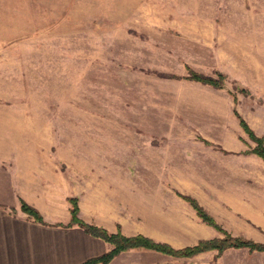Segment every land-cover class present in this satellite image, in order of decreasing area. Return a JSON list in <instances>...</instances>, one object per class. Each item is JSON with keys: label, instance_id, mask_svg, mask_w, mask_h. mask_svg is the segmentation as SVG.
I'll use <instances>...</instances> for the list:
<instances>
[{"label": "rangeland", "instance_id": "obj_1", "mask_svg": "<svg viewBox=\"0 0 264 264\" xmlns=\"http://www.w3.org/2000/svg\"><path fill=\"white\" fill-rule=\"evenodd\" d=\"M190 71L221 74V86ZM240 119L264 142V0H0V187L129 174L115 230L82 219L74 195L78 217L174 250L222 231L264 244V226L236 225L231 202L196 185L222 170L260 181ZM119 254L113 264H264L248 247Z\"/></svg>", "mask_w": 264, "mask_h": 264}, {"label": "crops", "instance_id": "obj_2", "mask_svg": "<svg viewBox=\"0 0 264 264\" xmlns=\"http://www.w3.org/2000/svg\"><path fill=\"white\" fill-rule=\"evenodd\" d=\"M219 167L226 166L220 163ZM222 171L202 172L203 182L196 185L218 193V200L231 202L236 225L264 226V174L259 182L257 174L247 176L255 184L245 187L241 172ZM55 173L47 186L37 180L30 182L26 177L22 186L12 179L11 185L0 187V264H83L111 248L109 243L86 234L76 224L65 226L70 218L68 198L77 196L82 219L113 231L123 216L119 194L121 189L128 190L129 174L123 178L98 176L95 172L86 183H81V176H74L71 181L66 179L65 172ZM182 176L186 181L181 190L191 192L187 183L191 172ZM66 183H73L74 191H66ZM20 198L41 214L43 222L35 221L20 209ZM120 255L107 264H113Z\"/></svg>", "mask_w": 264, "mask_h": 264}, {"label": "trees", "instance_id": "obj_3", "mask_svg": "<svg viewBox=\"0 0 264 264\" xmlns=\"http://www.w3.org/2000/svg\"><path fill=\"white\" fill-rule=\"evenodd\" d=\"M189 78L195 81H200L206 84H210L214 87L221 86L223 77L221 74H218L217 78H212L209 76H204L202 74L190 71ZM240 125L243 130L248 134V136L256 142V147L252 150L258 156L264 160V142L263 138L257 137L253 131L249 128L246 122L240 119ZM197 211L198 215L206 223L213 225L214 227L220 229V226L216 224L212 217H210L198 203L190 198L184 197ZM70 207V219L65 226H71L73 224L78 225L83 229L86 234L91 236L101 238L102 240L108 242L111 245V248L104 252L103 254L90 258L83 262V264H107L109 263L116 255L120 252L125 251L130 248L135 247H145L150 249L159 250L165 253L174 254V255H186L189 256L194 253L216 249L218 252L223 251L228 247H248L249 249L264 251V244L254 243L248 240H243L240 238L232 237L228 235L225 231L224 237L214 238L210 240H201L196 245L191 247H186L184 249L174 250L167 247L165 244L155 243L150 239L143 237L141 235L135 236H125L121 233H109L102 227L86 223L81 218L78 217V207L75 197L69 199ZM20 209L26 213L28 216L32 217L37 222H43L41 214L31 205L27 204L25 201H20Z\"/></svg>", "mask_w": 264, "mask_h": 264}]
</instances>
